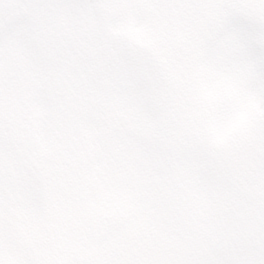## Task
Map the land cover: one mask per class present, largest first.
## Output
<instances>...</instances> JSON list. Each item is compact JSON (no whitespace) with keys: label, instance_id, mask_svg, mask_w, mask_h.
Masks as SVG:
<instances>
[{"label":"snow or ice","instance_id":"6c2138e0","mask_svg":"<svg viewBox=\"0 0 264 264\" xmlns=\"http://www.w3.org/2000/svg\"><path fill=\"white\" fill-rule=\"evenodd\" d=\"M0 264H264V0H0Z\"/></svg>","mask_w":264,"mask_h":264}]
</instances>
